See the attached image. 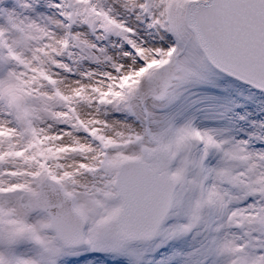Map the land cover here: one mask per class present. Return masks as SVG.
Returning <instances> with one entry per match:
<instances>
[{
	"label": "snow or ice",
	"instance_id": "1",
	"mask_svg": "<svg viewBox=\"0 0 264 264\" xmlns=\"http://www.w3.org/2000/svg\"><path fill=\"white\" fill-rule=\"evenodd\" d=\"M0 264H264V0H0Z\"/></svg>",
	"mask_w": 264,
	"mask_h": 264
}]
</instances>
